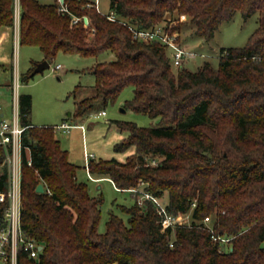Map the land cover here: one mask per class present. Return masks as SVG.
<instances>
[{"label":"trees","instance_id":"1","mask_svg":"<svg viewBox=\"0 0 264 264\" xmlns=\"http://www.w3.org/2000/svg\"><path fill=\"white\" fill-rule=\"evenodd\" d=\"M65 1L69 12L58 11L56 0H20L19 39L38 46L49 63L59 52L112 55L85 69L95 76L94 93L79 100L71 116L104 110L133 86L125 107L158 121L116 120L126 136L115 149L135 152L124 161L91 158L89 173L108 177L122 191L148 183L143 188L171 213L191 212V224L163 230L153 201L139 205L128 191L133 203L119 205L126 219L111 210L100 231L102 196L78 179V165L55 129L33 125L23 134L33 163L23 165L22 227L43 249L37 257L21 252L18 264H264V0H110L119 19L152 27L185 17L165 25L190 28L204 40L237 11L245 18L258 14L245 45L223 47L218 66L205 60L196 70L174 67L165 43L135 39L86 0ZM73 14L88 15L94 31L71 25ZM1 25L14 28L15 0H0ZM20 100L23 122L32 123V95L21 93ZM4 154L0 148V162ZM4 179L5 173L0 187ZM206 216L214 234L230 240L214 239Z\"/></svg>","mask_w":264,"mask_h":264},{"label":"rangeland","instance_id":"2","mask_svg":"<svg viewBox=\"0 0 264 264\" xmlns=\"http://www.w3.org/2000/svg\"><path fill=\"white\" fill-rule=\"evenodd\" d=\"M101 9L104 12L108 11L110 0H101ZM183 20L185 17L164 24L177 26ZM257 25V13L245 18L240 11H237L230 21L220 24L210 40L202 39L190 28L176 29L182 43L198 52L195 58L189 59L184 65L196 70L205 60H209L214 66H218L222 48L245 45ZM11 34L10 40L7 37L0 43V89L6 83L12 82L11 71L15 65L16 71L21 76L20 92L29 93L33 98L29 119L36 126H51L55 129V135L62 148L68 151L69 160L78 165V179L88 183L92 195L102 196V218L99 230L105 231L109 212L113 210L126 219L119 205H131L134 199L130 192L119 190L109 178L93 180L86 168L88 161L85 153L86 151L94 153L95 159L117 158L124 161L135 152V148L131 147L125 151L115 149L116 143L126 136V132L120 130L116 120L133 121L140 126H155L158 121L148 114L125 107L126 101L134 95L133 86L124 88L117 100L104 108L106 111L104 115L98 114L99 110H96L85 118L69 116V113L75 111L79 100L94 93L95 76L85 69L96 60L111 59L112 55L102 53L98 58L79 57L76 54L59 52L48 68L25 81L23 75L36 60L41 59L43 52L38 46L21 44L16 34L13 35V32ZM57 64L62 67L55 69ZM4 95L9 99L7 90L4 91ZM64 119L71 124H84L86 129L74 126L69 132H65L61 128H55ZM141 184L143 187L148 183ZM188 213L189 216L184 220L190 222L191 212Z\"/></svg>","mask_w":264,"mask_h":264},{"label":"built area","instance_id":"3","mask_svg":"<svg viewBox=\"0 0 264 264\" xmlns=\"http://www.w3.org/2000/svg\"><path fill=\"white\" fill-rule=\"evenodd\" d=\"M56 1L59 4L58 11L69 12L68 4L65 0ZM86 5L105 14L110 20L121 21L129 28L135 39L143 41L158 40L165 43L170 52L172 65L175 67L183 66L186 61L195 58L198 54V52L191 50L182 43L178 31H171L165 24L159 23L152 27H139L133 21L125 18L119 19L113 10L109 9L104 12L101 9V0H86ZM20 14V0H15L14 28L17 39L19 38ZM80 22L87 30L94 31V28L90 25L88 15L78 16L73 14L71 17V25H76ZM61 67L60 64H57L55 69H60ZM20 86L21 76L15 70L12 83L8 88L10 90L9 100H4L0 94V148L5 153L3 160L0 162V181L1 175L5 173V179L3 180L4 187H0V264H18L21 252L27 253L30 257H37L43 249H40L41 244L36 238L29 237L24 233L22 227L23 165L27 163L31 166L33 163L31 147L24 143L23 134L28 127L34 124L23 122V117L26 116V113L21 110ZM99 114L104 115L106 111L101 110ZM74 126L86 129L84 124H71L67 120L62 121L55 128H61L63 131L69 132ZM85 156L88 161L86 166L88 170L89 161L95 157V154L86 151ZM157 162V159L151 161L152 164H157ZM89 176L92 179H100L94 178L90 173ZM141 183L136 187L128 189V191L137 194L136 202L139 205H143L147 199L153 201L161 216L163 230L167 227L176 228L177 226L191 224V221L184 220L189 216V213L179 216L171 213L166 203L158 196L143 188ZM48 192H50L49 189ZM193 206H195V203H193ZM209 221L210 217L206 216L204 223L208 226L214 239L223 242L230 240L231 237L214 234V229ZM171 245H173V242H171Z\"/></svg>","mask_w":264,"mask_h":264},{"label":"crops","instance_id":"4","mask_svg":"<svg viewBox=\"0 0 264 264\" xmlns=\"http://www.w3.org/2000/svg\"><path fill=\"white\" fill-rule=\"evenodd\" d=\"M13 32V35L14 34H16L15 33V28H12V27H9V26H4V25H1L0 26V43L1 42H3V40H5L7 37L9 38V40H10V37L12 36V33ZM44 59V55H42L41 56V59H38V60H36L35 62H38V61H41V60H43ZM31 68V67H30ZM29 68V69H30ZM28 69V70H29ZM15 70H16V67H15V65H13V68H12V71H11V80L13 79V75H14V72H15ZM12 83V82H11ZM11 83H6V85L3 87V88H1L0 89V94H1V96H2V98L5 100V99H7V100H9L5 95H4V91L5 90H7L8 92H9V95H10V90L8 89L9 88V86H10V84ZM3 84V83H2ZM10 98V97H9ZM100 112V111H99ZM71 114L72 113H69V116H71ZM99 114V113H98ZM64 120H67V119H64ZM63 120V121H64ZM94 178H108V177H95L94 176ZM100 179H93V180H95V181H98V180H100ZM98 187H100V185H98Z\"/></svg>","mask_w":264,"mask_h":264},{"label":"water","instance_id":"5","mask_svg":"<svg viewBox=\"0 0 264 264\" xmlns=\"http://www.w3.org/2000/svg\"><path fill=\"white\" fill-rule=\"evenodd\" d=\"M50 66V63L47 59H43L41 61H38L35 64V67L33 68V70L31 71V76H34L36 73L44 71L46 68H48ZM37 191L39 192H43L44 191V185L43 183H39L37 186ZM43 248V245L40 246V249Z\"/></svg>","mask_w":264,"mask_h":264}]
</instances>
